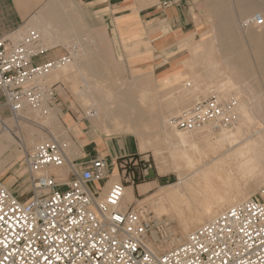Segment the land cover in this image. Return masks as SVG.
<instances>
[{"label": "bare ground", "instance_id": "bare-ground-1", "mask_svg": "<svg viewBox=\"0 0 264 264\" xmlns=\"http://www.w3.org/2000/svg\"><path fill=\"white\" fill-rule=\"evenodd\" d=\"M238 4L236 15L231 14L230 17L224 14L226 11L223 8L228 9L226 5L220 8L210 32L200 34V40H194L187 46L184 43L182 51L187 52L186 57L169 62L168 70L158 75L163 80L173 78L174 86L168 88L170 91L165 103L155 101L164 90L156 89L152 93L150 83L155 80L153 74L126 83L113 76L118 75L120 69L114 73L104 66L100 74L109 75L108 80L86 78L87 84L81 86L72 74L74 64L68 62L36 80L37 84L43 85L41 80L53 75L54 81L61 80L70 85L76 101L85 109L90 127L98 128L106 137L119 132H137L143 137L140 142L141 153L152 150L156 158L167 155L166 159H162V164L167 166L168 171L175 173L177 180L173 184L161 186L144 200H139V207L133 210L148 215V210L142 207V203H148L157 217L165 215L176 222L180 236L187 237L223 211L251 198L254 189L264 187V97L251 80L256 77L254 73L238 63L237 58L239 50L246 44L255 47L264 45L261 30L256 32L249 28L252 19L250 14L257 7H263L264 2L240 0ZM260 15L264 20V13ZM237 19L246 26L241 32ZM242 57L244 59V55ZM180 84H184L185 90H181ZM173 89L177 90L175 94H172ZM123 91H128L130 96H125ZM196 91L200 95H194V103L212 95L224 99L235 98L236 124L216 132L206 130L186 133L174 129L170 116L173 112L180 113L184 101L189 100L191 93ZM160 106L165 109H160ZM29 108L26 106L17 115H11L9 122L0 120L2 138L8 144L4 148L21 147L24 156L42 142L64 144V165L61 168H47L41 174L54 175L58 182H65L72 167L70 159L79 152V146L88 141L86 138L77 139L71 128L67 130L59 120L60 111L50 108L46 102L39 108ZM42 112L44 121L51 128L48 135L28 122L30 117L41 119ZM14 128L18 131L15 132ZM203 132L207 133L200 138L195 136ZM14 136H18L19 141ZM158 168L162 173L163 167ZM22 169L23 176L26 169ZM106 179L98 182L102 183V191ZM114 183H118L117 179L107 184L103 193L99 194L98 202L104 200ZM26 187L23 192L28 194L29 186ZM132 203L133 196L125 188L118 210L124 212ZM153 223L161 224L159 220ZM152 235L157 240L155 234ZM148 245L156 254L164 253L152 243Z\"/></svg>", "mask_w": 264, "mask_h": 264}, {"label": "built area", "instance_id": "built-area-1", "mask_svg": "<svg viewBox=\"0 0 264 264\" xmlns=\"http://www.w3.org/2000/svg\"><path fill=\"white\" fill-rule=\"evenodd\" d=\"M251 23L262 27L264 20L254 15ZM49 50L30 25L13 39L0 38V95L11 115L54 101L53 86L36 80L72 57L66 50L54 61L36 63ZM235 106L232 97L212 95L170 123L186 133L216 132L236 124ZM64 148L56 141L42 142L16 163L26 169L28 194L14 192L0 180V264H264V189L158 255L147 243L152 220L132 207L118 210L130 178L126 160H114L126 179L114 183L98 202L102 190L93 193L91 185L108 171L107 161L99 156L73 160L66 182L41 174L64 165Z\"/></svg>", "mask_w": 264, "mask_h": 264}, {"label": "crops", "instance_id": "crops-1", "mask_svg": "<svg viewBox=\"0 0 264 264\" xmlns=\"http://www.w3.org/2000/svg\"><path fill=\"white\" fill-rule=\"evenodd\" d=\"M193 5L194 0H0V38L13 39L20 35L25 26L30 25L39 32L42 45L50 49L47 54L38 57L36 63L54 61L68 50L72 57L69 63L75 66L72 72L73 77L79 85L85 86L86 78L98 79L100 70L104 66L108 69L112 67L113 63L110 60H113V53L126 52L127 63L136 65L146 62L155 53L173 50V47L178 46L177 42L193 29L195 22ZM183 46L184 43L181 42L179 50H182ZM117 63L112 69L114 73L123 66L126 68V64ZM168 68L169 66L156 74L151 67L145 69L136 67L130 69V72L131 75L153 74L155 82L163 83L165 86L172 84L173 80H161L158 75ZM51 76L44 79L43 85L52 87L59 84L57 88L61 94L62 86H65L76 101L70 85L61 80L54 81L55 77ZM45 102L50 107V103ZM61 117H63L62 114ZM10 119H3L0 114V120L3 122H9ZM63 119L72 129L70 121L64 117ZM2 130L0 128L1 168L14 155L18 160L24 154L21 147L4 148L8 144L2 138ZM72 132L77 139L86 137L88 141L82 148L84 157L90 159L99 156L107 161V179L104 182L103 191L112 180L117 179L119 182L118 162L116 164L114 160L133 156L136 152L126 142H107V140L103 142L100 139L95 142L88 138V134L84 136L82 128L77 132L78 136L73 129ZM127 135L133 136L138 141L139 153L137 154L151 153L149 151L141 153L140 139L132 134ZM81 146H79V152L70 159L71 164L74 158L81 154ZM18 148L21 150L19 151ZM21 169L18 171L19 175L23 171ZM8 180L9 182L2 183L11 189L7 183L17 182L15 174ZM150 185L149 183L143 185L141 192H138V187L142 185L137 186L136 189L132 186L125 188L130 190L134 203L138 201L135 191L143 194L144 189ZM96 186L100 188L102 183H93L91 188ZM13 191L16 192L14 189Z\"/></svg>", "mask_w": 264, "mask_h": 264}, {"label": "rangeland", "instance_id": "rangeland-1", "mask_svg": "<svg viewBox=\"0 0 264 264\" xmlns=\"http://www.w3.org/2000/svg\"><path fill=\"white\" fill-rule=\"evenodd\" d=\"M239 1L240 0H194L193 17L195 19V22H194L193 29L188 35L182 37L177 42L178 46L173 47V50H170V51L155 53L153 55V57L150 58L149 60H147L146 62L143 61L142 63H137L136 65H134V64L129 65L127 63L126 54H125L126 52H116L115 54L113 53V60H110V61H112L113 65H112V67H109L111 70L115 68L114 64L117 65L118 64L117 62H119L120 65H122V63L126 64V68H125V66H123L122 68H120V73L118 75L113 74V76L118 77L120 80L127 81L126 83H130L128 81L140 79L144 76V75H131L130 69H135L136 67H138L139 69H145V68L151 67L153 69V73L156 74V73L164 70L168 66L169 62H172L173 60H175L177 58L182 59V58L186 57L187 52L179 50V44L182 42V43H185V45L187 46L188 44L192 43L194 40H196V41L200 40L201 35L210 32L211 25L213 24V22H216V20L214 18L217 14V11L220 10V8L224 7V5H226L228 8V9L223 8L226 11V12H224V14H226L225 15L226 17H230L231 14L236 15V12L238 9L237 6L239 5L238 4ZM257 1L264 2V0H257ZM260 5L262 6V4H260ZM215 7H216V9H215ZM263 7H261V8L257 7L256 10H254L253 13H251L250 15H252V17H253L254 15H260L261 13H264ZM237 24H238V27L240 29V32L243 31L244 28H246V26L243 24V21H241L239 19H237ZM253 26L254 25H252V23L250 22L249 28L254 29L256 32L257 31L259 32V30H261L262 38L264 40V25L262 27H255V26L253 27ZM205 36H207V35H205ZM244 48H246V49H244ZM243 49L246 50L245 54L243 53L244 52ZM237 55L239 56V57L237 56L238 63H240L243 67L250 68L252 73H254V76H256V77H254L255 81L253 79H251V80H252V82H254V85L257 88V90L258 91L260 90L261 91L260 93L264 97V45L259 44L258 46L255 47L251 44H246V45H244L243 48H241L239 50ZM243 55H244V59L242 57ZM240 57H242V59H240ZM247 61H249V62H247ZM109 78H110L109 75L100 74L98 79L108 80ZM159 79H161V78L159 77ZM169 79L173 80V78H169ZM164 80H168V79L165 78ZM41 82L44 83L45 82L44 79L41 80ZM46 83H51V82H46ZM183 85L184 84H180L181 90H185V87H183ZM58 86H59V84L53 86V88H52L54 93H55V97H54V101H52V104L50 105V108L58 109L61 112L62 116L70 121V123L72 125V129L75 132L76 136H78L77 132H79L80 129L82 128L84 136L86 134H88V138H91V140H94L95 142H97L99 139L102 140L103 142H105L106 140H107V142H112V141L126 142L129 145V147L133 151L136 152V154L131 156L130 158H124V159H121L118 161L119 164H121L123 160H126V165H125L126 166V175L130 174V178L128 179L129 182L124 184V185H125V187L132 186L135 189L137 188V186L142 185V186L138 187V192L143 191V188H144L143 185L148 184V183L151 185L147 189L146 188L144 189L145 192L143 194L137 193V190L135 191V197H136V199H138V201H135L133 204H131L130 207H132V208L136 207V210H137V207H139V200H144L145 198H147L150 194H152L155 190H157L161 186H167V185L173 184L177 180L175 173H173L172 171H168L167 166L162 164V159L167 158L166 154H163L162 157L160 156L157 158L155 157L152 150H149V152H151L152 154L151 153L137 154V153H139L138 152V145H139L138 141L133 136L127 135L129 133L119 132V133H116L115 136H107L106 137L98 128H91L90 123L85 116V109L81 105H79V103L77 101L74 100L70 91L65 86H62V94L60 93L59 89L57 88ZM173 86H174L173 83L170 85L164 86L163 83H157V82H155V80L152 81L150 83V88H151L153 94L156 92V89L159 91L164 90V92H162L159 95L160 96L159 98H156V99L154 98L155 101L165 103V100L168 98L167 93L170 91V90H168V88L170 87L172 89ZM176 91H174V89H173L172 94H175ZM187 93H189V91ZM123 94L125 96H130L128 91H123ZM191 95L192 96L189 100L184 101L185 103L181 107L180 113L179 112H177V113L173 112L169 118L170 120H171V118L176 117V116L180 115L182 112L189 109L194 104V101H192V99H195V98H193L194 95L197 96L200 94L198 91H196V92L191 93ZM206 97L208 98L210 96H206ZM234 100H236V99L234 98ZM160 109H165V108H164V106H160ZM0 114H1L3 119L11 118V114L9 113L7 107L4 105V99L1 95H0ZM21 116H24V114H22ZM41 117H42L41 119H35L33 117H30V118H28L29 119L28 122L34 128H36L38 130H42L43 133L48 135L51 132V128L44 121L43 112L41 113ZM63 117H61V115H60L59 120L61 121L62 124H64V126H66V129L68 130L71 127L68 126L66 123H64L65 121H64ZM72 129H71V131H72ZM14 131L17 132L18 129L14 128ZM206 133L207 132L195 134V136L197 138H200L201 136H203ZM130 134L135 135L137 138H139L140 142L143 139V137L140 134H138L137 132H132ZM17 137H15V138L17 141H19V138H17ZM110 139H113V140H110ZM77 145L79 146V144H77ZM83 146H84V144L80 147L81 154H78V156H76L74 158V160H77L79 158L84 157L83 152H82ZM18 150L20 151L21 149L18 148ZM6 155H8V153H6ZM16 158H17L16 155H14V157L12 159H10V161L7 162L4 167H2V168L0 167V180L2 182H5V183L9 182L8 178L11 175L15 174V177L17 178V182H10L9 184L7 183V186L11 187V189L12 190L14 189L16 192H23V190H25L27 188L26 186L28 185V183H27L28 176H27V173L24 174L25 176L19 175L18 171L22 167L16 163L18 161H20L22 158H19L18 160H16ZM88 159L89 158H87V160ZM159 166L163 167L162 173H160L158 170ZM122 171L123 170L119 169L118 172H119L120 180L123 181L126 178L123 179L121 177ZM65 182H66V180H65ZM98 189H99L98 186L93 187L92 192L96 193V191ZM262 189H264V187L256 189V190L254 189L252 196H257V194ZM143 206H144V209L148 210L147 216L152 220V222L156 223L157 220H159L161 222V224H159V225H155L153 223L154 227L152 229L151 234L148 236V243H152L154 246L159 248L160 251L166 252V251L180 245L186 239L185 236L179 235L178 229H177L178 226L174 220H171V219L169 220V218L165 215H162V217H157L153 213V211L150 209V206L148 203H142V207ZM142 210L143 209H141L140 211H142ZM147 213L145 212V214H147ZM152 233L155 234L157 240L154 239Z\"/></svg>", "mask_w": 264, "mask_h": 264}]
</instances>
